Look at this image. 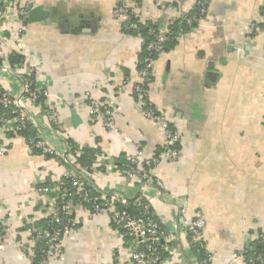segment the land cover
I'll return each instance as SVG.
<instances>
[{
    "label": "crops",
    "instance_id": "0c3cea01",
    "mask_svg": "<svg viewBox=\"0 0 264 264\" xmlns=\"http://www.w3.org/2000/svg\"><path fill=\"white\" fill-rule=\"evenodd\" d=\"M195 1L140 0L137 7L128 0L125 5L137 7L139 23L171 31V20L189 12ZM119 3L36 0L39 19L24 23L15 13L8 23L0 21V69H12L0 74L3 86L20 94V75L31 70L47 84L60 117L54 124L44 109L32 108L38 131L61 156L70 144L77 148L80 156L73 165L87 169L85 180L97 197L115 190L130 202L143 197L151 203L168 232L165 244L173 247L163 264H198L188 225L201 214L211 264H234L239 253L247 258L264 232V0H211L200 24L180 28L176 42L156 58L149 101L182 134L179 160L160 171L162 193L120 173L138 146L151 156L160 152L164 139L160 126L141 115L133 94L144 41L125 33L113 17ZM23 27L21 53L17 33ZM13 54L24 55L25 65L11 66ZM87 94L114 101L117 132L93 121ZM0 144L7 147L0 158V264H34L35 245L27 229L44 220L48 206L39 188L60 179L67 165L3 131ZM83 157L89 166L79 164ZM74 215L77 227L55 264L130 258V242L109 215L92 216L83 207Z\"/></svg>",
    "mask_w": 264,
    "mask_h": 264
},
{
    "label": "built area",
    "instance_id": "2783aa9c",
    "mask_svg": "<svg viewBox=\"0 0 264 264\" xmlns=\"http://www.w3.org/2000/svg\"><path fill=\"white\" fill-rule=\"evenodd\" d=\"M36 0H0V21L5 24L17 13L25 23L29 13L34 7ZM120 0L119 5L113 10V17L122 22L125 33L138 29V13L136 8L140 0H132L136 8L127 7L125 2ZM211 0H196L192 9L182 12L177 18L171 20V25L176 20L189 27H195L208 15ZM193 11L192 16H187ZM137 23H136V21ZM143 24V23H142ZM180 24V25H181ZM146 26V23L143 24ZM151 40L147 44L148 56L142 60L138 69V80L133 87V94L141 115L158 124L163 131V145L159 153L147 156L140 146L135 154L131 155L127 164L120 171L126 179L138 184L154 186L159 192L165 191L164 182L160 176V171L164 164L179 160L181 150L179 145L182 142V134L169 117L158 111L149 101V89L153 84L156 58L165 53L168 42V35L171 31H156L148 28ZM25 28L19 29L17 33V43L21 53L26 48L24 38ZM24 56V55H23ZM23 65L18 66L21 68ZM10 67L0 69L1 73L10 74ZM33 70L20 75L22 81V92L14 94L2 84L0 79V106L7 110V115L0 117V131L14 133L18 135L30 125L37 131L33 138L24 139L29 150H38L41 155L55 159L60 165H73L80 152L77 148L67 147L66 154L59 155L54 147L38 131V126L32 115V108L41 107L46 111L48 120L51 123L59 121V110L57 104L52 101L51 93L43 82H40ZM85 101L89 106L93 121L100 123L109 132H117L116 114L117 107L114 101L109 98L101 100L94 99L91 94H87ZM7 147L0 144V158L6 154ZM87 169H69L64 171L63 176L50 184H45L39 188V192L47 200L44 220H48L45 227L36 228L33 226L27 230L31 235V242L38 243L40 248L41 263L55 264L56 259L62 254L63 242L69 238L77 227L76 217L71 218L77 207H83L94 215H109L116 229L121 230L124 238L130 242V258L123 262L115 255L111 264H163L164 254H172L173 247L168 246V232L153 211L151 203L139 197L130 204L121 194L114 193L113 196L105 194L101 197H92L93 185L85 180ZM89 205L90 207H85ZM133 210H132V209ZM135 211V213H133ZM181 217H186L184 210ZM206 227V217L196 216L188 225V236L190 237L193 251L198 249L207 253L203 259L198 258V264H211L213 256L208 251L207 244L203 238ZM3 231L0 228V241ZM260 248L253 250L250 258H245L241 253L234 255V264H264V232L258 239ZM34 249V250H35Z\"/></svg>",
    "mask_w": 264,
    "mask_h": 264
},
{
    "label": "trees",
    "instance_id": "16d2710c",
    "mask_svg": "<svg viewBox=\"0 0 264 264\" xmlns=\"http://www.w3.org/2000/svg\"><path fill=\"white\" fill-rule=\"evenodd\" d=\"M193 15V11H191L187 16H192ZM136 21V20H135ZM181 21L180 20H176L173 25L171 26L170 30V34L168 35V42L166 44V47H165V51L168 50V48L172 45L170 44H173L176 42V35L180 33V28H187V29H192V28H195L194 26L193 27H189L187 26L186 24H181L180 23ZM137 23V21H136ZM181 24V25H180ZM138 29H139V32H137L136 30H130L127 32V34H130V35H136V36H140L143 41H144V56L142 57V59H145L147 56H148V53H147V44L148 42L151 40V36L149 34V29L148 28H153L154 30H156L157 32L159 30V28L155 25H152L150 23H146V26H144L143 24L141 23H138ZM10 63H11V66L13 67H18V66H21V65H25L26 63V58L25 56L23 55H20V54H13L12 58L10 59ZM34 77H35V74H34ZM7 110H4L1 106H0V117L2 116H6L7 115ZM37 134V132L34 130V128H32V126H28L27 129L23 130L21 133H19L18 135L14 134V133H8V138L12 139V138H15V137H22V138H25V139H28V138H33L35 137ZM70 146H74L73 144H70ZM35 153H38V154H41L38 150H33ZM87 152H90V150H87ZM51 158V157H49ZM84 157L81 158L79 160V164L82 165V166H87L88 164H86V162H84ZM128 160V159H127ZM127 160L122 164V169L124 168V166L127 164ZM90 164V163H89ZM89 166V165H88ZM69 169H75V165H68L67 166ZM94 186H93V193H92V197H96V193H95V190H94ZM133 202H130V204H132ZM85 207L89 208L90 206L89 205H86ZM132 209V208H131ZM133 210V209H132ZM133 213H135V211H133ZM75 215L74 213L71 214V218H74ZM48 220H40L39 222H36L35 223V227L36 228H40V227H45L46 224H47ZM252 245L254 246L252 248L251 251H249L245 256H247V258H250L252 256V253H253V250H258L260 248V245L258 242H254L252 243ZM42 246L38 243L36 249H35V260H34V264H39L40 262H42V259H41V253H40V248ZM196 254H197V257L199 259H203L206 257L207 253L204 252V251H199L198 249H195L194 251ZM164 256L166 257V254H164Z\"/></svg>",
    "mask_w": 264,
    "mask_h": 264
},
{
    "label": "water",
    "instance_id": "95a60500",
    "mask_svg": "<svg viewBox=\"0 0 264 264\" xmlns=\"http://www.w3.org/2000/svg\"><path fill=\"white\" fill-rule=\"evenodd\" d=\"M40 15H41L40 8H38V9H37V8H36V9H33V10H31L30 13H29L28 20H29V21L37 20V19H39L38 17H40ZM35 18H37V19H35ZM114 193H119V194H121L125 199H127L126 196H125L123 193H121V192H119V191H116V192H115V190H111V191L109 192L108 195H109V196H113Z\"/></svg>",
    "mask_w": 264,
    "mask_h": 264
}]
</instances>
